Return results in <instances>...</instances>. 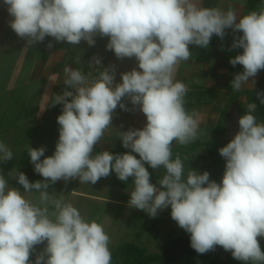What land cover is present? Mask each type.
<instances>
[{"label":"clouds","instance_id":"1","mask_svg":"<svg viewBox=\"0 0 264 264\" xmlns=\"http://www.w3.org/2000/svg\"><path fill=\"white\" fill-rule=\"evenodd\" d=\"M3 4L13 18L9 26L28 45L52 37L94 46L95 37H108L106 49L117 59L135 57L139 70L122 73V82L114 84L109 68L91 82L80 70L64 68V84L75 94L56 95L55 103L63 108L57 117L55 151L41 160L44 146L28 149L34 172L44 179L30 183L23 172L14 176L23 192L39 193V203L26 199L0 174V264H33L29 257L34 246L45 241L34 264H111L110 237L103 225L87 221L62 195L51 196L48 188L76 178L96 184L112 172L120 181L133 178L129 207L154 218L170 206L171 218L190 234V246L198 254L218 245L234 259L264 262L257 240L264 237V123L253 115L257 105H247L238 120L239 131L219 149L226 162L220 183L210 180L207 171L190 169L185 176L181 157L172 159L173 141L187 145L198 130L184 107L188 88L174 81L175 66L191 58L190 45L207 48L213 35L223 39L226 29L242 33L234 35L231 48L243 52L229 61L243 66L231 81L234 91L241 90L264 70V7L238 17L231 8L204 7L202 0H3ZM94 63L99 65L100 59L95 57ZM257 97L264 104V94ZM124 98L132 110L139 107L145 126L120 133L122 146L130 152L105 150L93 155L117 106L130 110ZM12 159V151L0 142V162ZM145 163L154 170L165 169L159 187L150 182Z\"/></svg>","mask_w":264,"mask_h":264},{"label":"crops","instance_id":"2","mask_svg":"<svg viewBox=\"0 0 264 264\" xmlns=\"http://www.w3.org/2000/svg\"><path fill=\"white\" fill-rule=\"evenodd\" d=\"M203 2L204 0H202V5ZM216 7L224 11L231 8L237 12L239 17L244 12L245 1L218 0ZM3 12L8 14L7 9L4 10L0 6V18ZM229 30L231 29H226L225 32H230ZM95 40L94 46H89L85 41H81L78 45H71L67 42H51L52 47L49 48L50 42L45 39L43 42H39L40 45L37 46V49H30L33 44L28 46L25 39L20 38L9 24L7 25L2 18L0 19V142H4L9 135L20 136L19 140H22V136L31 134L34 136L35 143H32L33 141H29V145L24 143L25 147L22 150L26 152L29 147L44 146L46 151L44 157L41 158L51 156V149L47 143L49 141L50 144L57 143L59 137L57 117L62 113V108L56 107L53 102V93L57 88L67 86L64 84L66 79L64 68L67 66L81 71L86 56L91 52L102 54L111 63L119 65L116 83L122 82V73L137 68L138 62L135 57L117 59L113 51L106 49L108 37L97 36ZM189 48L191 58L188 61L177 63L173 73L174 81L183 82L188 88L184 100L195 87H203L201 89L210 94V103L197 104L186 110L198 123L197 134L214 131L213 127L217 126L224 108L228 107L217 135V146L220 149L229 143L226 142L229 141L227 135L230 134L232 137L236 134L235 130H238L233 121L234 116L231 110L235 104V101H232L233 93L227 88V83L233 80L232 74L235 67L229 61L236 56L237 51L232 49L231 45L226 46L223 42L221 47L215 49L214 57L210 61H201L197 55L199 47L190 45ZM21 53L22 59L19 58ZM137 70L139 69L137 68ZM128 109L130 110H115L113 112L111 126L107 128L108 133L105 134V137H110L118 131L125 132L130 128L143 129L146 124L145 115L138 106L135 110H132L133 106ZM24 125L29 126L30 130L25 129ZM195 141L203 143L206 140L196 138ZM96 146L93 155L96 154L97 149L107 150L114 154L131 151L122 146L120 139L115 142L114 147H108L104 138ZM132 154L139 158L138 154ZM26 167L23 169V173L28 178L44 179L34 172L32 163ZM77 180L79 179H70L67 182L57 181L55 186H58V189H55V193L62 194L65 185L69 182L75 183ZM109 200L125 204L118 199Z\"/></svg>","mask_w":264,"mask_h":264},{"label":"rangeland","instance_id":"3","mask_svg":"<svg viewBox=\"0 0 264 264\" xmlns=\"http://www.w3.org/2000/svg\"><path fill=\"white\" fill-rule=\"evenodd\" d=\"M0 6L4 8V10L7 9L6 7H3V0H0ZM1 18L7 23V25L9 24V21L13 19L11 16H9V14H6V12L2 13ZM229 31L230 32H226V38L223 41L226 46L232 45L234 35H242V33L234 34L232 30ZM45 39L50 43L57 42L52 37H46ZM38 45H40L39 42L33 44L30 49H37ZM241 52H243L242 49L238 48L237 53L240 54ZM19 58L22 59V53ZM241 72H243V66L237 64L233 69L232 75L235 76ZM233 78L234 77H232V79ZM253 79L255 83H252ZM258 87L264 90V70H260L254 78H250L249 83L244 84L241 88V91L253 90ZM248 99L249 98L246 94L241 95L237 100L234 99L235 104L232 106L231 110L233 112L232 115L234 116L233 121L238 128V130H235L236 133L239 131L238 120L240 118V114L241 112L243 114L246 113L245 106L248 105ZM256 119L258 123H264V117H257ZM24 128L30 130L29 126L24 125ZM107 133L108 130L106 129L103 138L107 141L108 147H114L115 142L120 139L121 132L118 131L113 133V135L110 137H105V134ZM217 135L218 134H215L214 131L206 134H197L198 139L206 140L203 141V143L194 140L187 145H181L178 142L173 141L172 150L176 148L183 154L182 156L184 158L183 163L185 176L190 169L196 170L199 173H203L206 170L210 172V167L205 168V165L210 162L208 153L213 148L210 138H213ZM234 136L235 135H232L231 137L230 134L229 136L227 135L229 141L226 142H230ZM19 137H16V135H9L3 142L12 151L13 159L6 162H0V174L5 176V179L7 180L10 187L19 189L26 199L31 200L33 203H39V193L36 191L23 192L24 189L22 185H19L14 178L18 172H23V169L31 164L28 150L24 152L22 148L25 147L24 143L29 145V141L34 140V136L31 134L28 136H22V140H19ZM32 143L35 142L33 141ZM54 143L55 142H52L50 144V141L47 143V145L50 146L52 155L56 146V143ZM207 143L208 145H206ZM216 149L219 151V146H217ZM99 152H101V150L97 149L96 153ZM137 159L139 158L137 157ZM20 162H22L21 165H19ZM145 167L150 173V182L156 184L159 187L158 182L160 178H158L157 175L161 171L160 168L154 170L147 163H145ZM164 171L165 169L161 171L162 174L165 173ZM109 176L114 178H101L96 184H91V182L80 183L79 180H77L75 183L69 182L63 187L62 194L58 193L59 195L55 193V189H58V186H55V184H50L48 191L49 194L54 198H60L62 195L64 201L72 203L87 221L95 220L96 222L103 225L106 234H108L110 237V251L112 254L117 255L120 264H124V257L120 256L119 254L120 248L124 247L127 243L134 245L140 250H144L145 255L157 256L159 258V260L154 261L151 264H162L168 259H172L174 264H182L178 254L182 249L188 250L190 248V234L180 228L176 221L171 218L170 206L166 209L159 210L157 216L154 218L150 217L143 210L129 207L128 201L130 199V192L134 189L133 178H128V187L123 189V187L120 186L121 181L117 178L114 172H112ZM209 178L210 180L216 181L211 177V175ZM28 179L30 183L37 181L36 178ZM216 182L219 183L220 179H218ZM79 192L83 194H80ZM109 199H118L125 204L112 202ZM50 211H53L51 207ZM174 240H178V243L174 245L172 248L173 251L170 252V242H173ZM46 243L47 242L45 241L40 245L34 246L35 251L29 257L33 264L36 259V255L43 251Z\"/></svg>","mask_w":264,"mask_h":264},{"label":"trees","instance_id":"4","mask_svg":"<svg viewBox=\"0 0 264 264\" xmlns=\"http://www.w3.org/2000/svg\"><path fill=\"white\" fill-rule=\"evenodd\" d=\"M245 1V9L242 15H246L249 12L256 10L258 11L261 7H264V0H243ZM218 0H204L203 5L204 7H216ZM226 35L223 39L213 35L211 38V41L207 48H201L199 47L197 55L199 57V60L201 61H210L214 57V50L216 48L221 47V43L225 40ZM238 49V48H237ZM237 49H235L237 51ZM243 51V49H242ZM239 53H237L238 55ZM242 54V52L240 53ZM227 88L232 91L233 93V101L237 100L238 97H240L243 94H246L248 96L247 103H255L257 105L256 111L253 113L255 117H264V104H261L260 100L257 97V93L264 94V90L260 89L259 87L253 90H245V91H234L231 86V81L227 83ZM210 94L206 90H202L201 88H193L188 94L187 97L184 100V107L185 109H190L194 105L201 104V103H210ZM235 99V100H234ZM247 106V105H246ZM245 106V110L247 111V107ZM228 107L224 108L221 116L218 119L217 126L213 127L214 133L218 134L221 125L223 123V119L226 113V109ZM244 108V107H243ZM244 115L242 112L240 114V117ZM208 145V143L206 144ZM211 145L213 148L208 153V158L210 159V162L205 165L206 167H210V175L213 179L216 181L220 179V182L222 180V176L225 170V160L220 156L219 151L216 149L217 147V136H214L211 139ZM215 147V148H214ZM179 155L182 159L183 154L179 152L176 148L172 150V159H175V157ZM43 160V158H41ZM164 168L161 167L160 170L162 171ZM157 175L158 178H162L163 175L162 172ZM207 171V170H206ZM165 172V171H164ZM208 172V171H207ZM130 179V178H129ZM219 182V183H220ZM118 184V183H117ZM128 180L127 181H121L120 186L123 188L128 187ZM258 243L260 244L261 251L264 252V237H257ZM178 243V240H174L173 242H170V252L173 251L174 245ZM120 256L124 257V264H151L154 261L159 260L157 256H150L145 255L144 250H140L134 245L127 243L124 247L120 248ZM180 257L182 264H264V262L260 261H240L237 259H234L230 251H225L221 246H216L215 250L209 251L206 254H198L191 246L188 250L182 249L180 253L178 254ZM111 264H120L118 257L116 254H112V261ZM162 264H174V261L172 259H168Z\"/></svg>","mask_w":264,"mask_h":264},{"label":"built area","instance_id":"5","mask_svg":"<svg viewBox=\"0 0 264 264\" xmlns=\"http://www.w3.org/2000/svg\"><path fill=\"white\" fill-rule=\"evenodd\" d=\"M95 57H98L100 59L99 65L94 63ZM104 68H109L110 70L114 71V74H115L114 84H116V77L118 74L119 65L111 63L108 60V58L102 54L94 53V52L89 53L85 58L84 66L81 72L88 78L89 82H91L92 80L98 78L99 73L102 72ZM65 91H71L73 92V94H75V90L68 86H62V87L57 88L55 92L53 93V102L55 106L58 108H63V105L61 103H55L56 95H62ZM67 99L70 102L71 98L69 97ZM122 102L127 106V108L133 106L128 100V98H124ZM120 110L122 109L118 105L116 108V111H120Z\"/></svg>","mask_w":264,"mask_h":264}]
</instances>
